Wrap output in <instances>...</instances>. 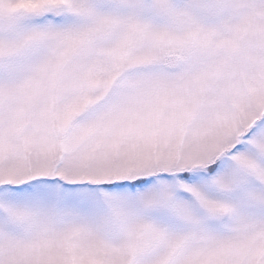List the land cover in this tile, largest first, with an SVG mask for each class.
Listing matches in <instances>:
<instances>
[{
  "label": "snow or ice",
  "instance_id": "1",
  "mask_svg": "<svg viewBox=\"0 0 264 264\" xmlns=\"http://www.w3.org/2000/svg\"><path fill=\"white\" fill-rule=\"evenodd\" d=\"M0 264H264V0H0Z\"/></svg>",
  "mask_w": 264,
  "mask_h": 264
}]
</instances>
